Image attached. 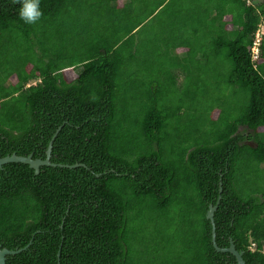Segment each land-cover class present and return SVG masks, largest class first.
Masks as SVG:
<instances>
[{"label":"trees","instance_id":"1","mask_svg":"<svg viewBox=\"0 0 264 264\" xmlns=\"http://www.w3.org/2000/svg\"><path fill=\"white\" fill-rule=\"evenodd\" d=\"M17 7L0 0V157L49 145L51 166L0 167L5 264H236L209 205L216 246L264 264V0H40L32 25Z\"/></svg>","mask_w":264,"mask_h":264},{"label":"water","instance_id":"2","mask_svg":"<svg viewBox=\"0 0 264 264\" xmlns=\"http://www.w3.org/2000/svg\"><path fill=\"white\" fill-rule=\"evenodd\" d=\"M49 152H50V146L48 145V149L45 153V158L43 160L32 159L30 155L23 157V156H17L15 154H11L9 156H5L2 158L0 157V167L4 164H7V163H22V164H26L29 168L33 169V171L35 173H37L39 167L51 166V164L49 162ZM66 167H69V166H66ZM218 199H219V196H218ZM214 210H215V206L209 205L208 209L206 211V214H205V218L210 222V226H211L210 235H211L212 247L217 252H226V253L231 254L234 257L236 264H245L241 258V253L237 252L234 249V245L232 244L231 240H229V245L227 248H218L216 246L215 241H214V224H213V220H212ZM20 251H21V249L8 250L6 248L0 247V264H5V257L7 255H14Z\"/></svg>","mask_w":264,"mask_h":264},{"label":"clouds","instance_id":"3","mask_svg":"<svg viewBox=\"0 0 264 264\" xmlns=\"http://www.w3.org/2000/svg\"><path fill=\"white\" fill-rule=\"evenodd\" d=\"M17 4V18L26 25L35 24L41 18L40 0H13Z\"/></svg>","mask_w":264,"mask_h":264},{"label":"built area","instance_id":"4","mask_svg":"<svg viewBox=\"0 0 264 264\" xmlns=\"http://www.w3.org/2000/svg\"><path fill=\"white\" fill-rule=\"evenodd\" d=\"M260 27V25H259ZM262 35V32H260V30H256L252 39V44L250 47V58L251 61H255L258 58V54H259V41H260V37Z\"/></svg>","mask_w":264,"mask_h":264},{"label":"rangeland","instance_id":"5","mask_svg":"<svg viewBox=\"0 0 264 264\" xmlns=\"http://www.w3.org/2000/svg\"><path fill=\"white\" fill-rule=\"evenodd\" d=\"M259 30H260V32H262V33H264V25L263 24H261L260 25V27L258 28ZM179 55H182L181 53H179ZM77 72V71H76ZM75 72L73 71V72H71V73H66L67 75H72V74H74ZM12 81H14V79L12 80ZM29 83H33V81H31V82H29ZM194 100H195V102L197 103L198 102V105H197V107L201 104V99H202V96L201 95H198V96H195L194 98H193ZM204 106H205V108L207 107V105H206V103L204 104ZM217 110V109H216ZM216 110H213L211 113H213V112H215ZM192 113H189V116L191 115ZM206 115H204V117H203V119L205 118L206 119V117H205ZM215 115H212V117H214ZM262 250L264 251V243L262 244Z\"/></svg>","mask_w":264,"mask_h":264},{"label":"crops","instance_id":"6","mask_svg":"<svg viewBox=\"0 0 264 264\" xmlns=\"http://www.w3.org/2000/svg\"><path fill=\"white\" fill-rule=\"evenodd\" d=\"M262 34H264V33H262Z\"/></svg>","mask_w":264,"mask_h":264}]
</instances>
